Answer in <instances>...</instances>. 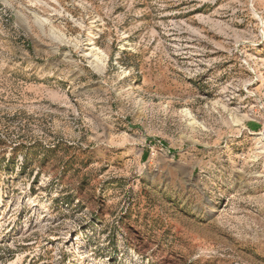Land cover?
Segmentation results:
<instances>
[{
  "label": "rangeland",
  "instance_id": "374dc122",
  "mask_svg": "<svg viewBox=\"0 0 264 264\" xmlns=\"http://www.w3.org/2000/svg\"><path fill=\"white\" fill-rule=\"evenodd\" d=\"M0 264H264V0H0Z\"/></svg>",
  "mask_w": 264,
  "mask_h": 264
}]
</instances>
